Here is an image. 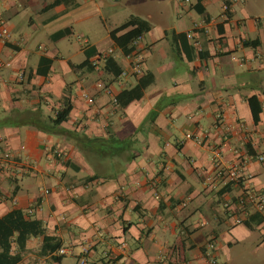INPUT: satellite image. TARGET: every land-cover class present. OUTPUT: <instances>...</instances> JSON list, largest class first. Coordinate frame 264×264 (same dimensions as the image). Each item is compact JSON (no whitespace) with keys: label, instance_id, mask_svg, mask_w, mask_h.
Masks as SVG:
<instances>
[{"label":"crops","instance_id":"obj_1","mask_svg":"<svg viewBox=\"0 0 264 264\" xmlns=\"http://www.w3.org/2000/svg\"><path fill=\"white\" fill-rule=\"evenodd\" d=\"M112 5L0 0V28L8 32L0 37V218L19 210L43 229L19 241L14 231V264H264V219L257 223L247 205L238 224L226 207L237 210L247 191L264 192V162L255 156L264 151V0H135L137 13L120 32L101 16L107 35L89 44L84 36L79 62L58 46L29 45L41 36L60 42L86 22L102 31L93 16ZM131 15L150 28L125 52L117 39L136 27ZM65 28L70 35L52 38ZM111 49L127 75L105 72ZM86 50L100 68L74 67ZM136 50L154 80L121 107L97 83L114 94L135 85L143 75L131 73ZM43 57L52 60L46 75L38 73ZM69 87L73 108L59 134L22 124L37 110L54 116ZM253 108H260L257 121ZM74 134L105 144L86 146ZM243 161L242 180H231L230 166ZM61 247L72 253L58 254Z\"/></svg>","mask_w":264,"mask_h":264},{"label":"trees","instance_id":"obj_2","mask_svg":"<svg viewBox=\"0 0 264 264\" xmlns=\"http://www.w3.org/2000/svg\"><path fill=\"white\" fill-rule=\"evenodd\" d=\"M129 20L133 21L136 24V27L126 32L125 34H123L121 37L117 39V45L122 47L125 52H130L133 48L131 47V45H133L134 39L142 36V34L148 31L150 28V25L148 24V22L145 19L137 15H131ZM70 34H71V30L69 28H65L53 34L52 38L57 40L65 36H68ZM92 50L94 49L92 48ZM92 50L90 51L86 50L87 58L85 59V61L74 67L78 69H83V68H87L90 70L94 69L95 67L93 65V60L92 61L90 60ZM51 63H52L51 59L43 57L40 62L41 66L39 67L38 73L46 75L50 68ZM103 68L106 73L111 74L114 77H120L123 73L121 66L117 63V60L112 55H109L105 58ZM153 80L154 78L152 74L146 73L140 76L137 79L135 85H133L130 88L123 89L119 94H117L116 97L119 102V105L121 107H125L129 105L132 101L140 99L143 96L146 87L150 83H152ZM105 87L107 86L104 85L103 87L104 90H105ZM252 100H255V98L251 97L250 101L252 102ZM61 102L62 104L60 105L59 108H54V111H55L54 116L49 115L45 117L42 115L40 110H37L33 115H31L30 119H23L22 124L34 125L46 131L47 133L59 134L60 133L59 126L68 119L69 114L73 108L72 91L70 87L65 90V94ZM259 113H260V108H253V115H254L255 121L258 120ZM74 135L76 139L83 140L86 146L92 144L95 141L96 142L98 141L97 144H100V143L105 144L104 142L105 139H100V138L89 139L87 137H82L81 139L78 135L76 134ZM108 140L112 142L119 141L114 134H110ZM92 149H96V150L98 149L101 152L102 150H104V148H100V146L98 147L91 146L90 151H93ZM56 151L58 150L54 151L55 154L59 156ZM6 153H9V152L4 151L2 153V156ZM62 156H63V152H62ZM94 177H98V176L95 175ZM241 180H242V177L240 178V181ZM251 217H256L257 223L261 222L264 219L261 216L260 212H257V211L253 215H251ZM245 223H247L248 225L249 221L247 220ZM42 230L43 229L41 228V222L36 221V220H25L23 218L22 212H20L19 210H13L7 216L0 218V243L3 245V250L0 252V264H14L20 259V255L10 254L9 239L13 235L14 231H19V234H18V241H19L20 235H23L24 237H26L27 235L31 233L32 234L41 233Z\"/></svg>","mask_w":264,"mask_h":264},{"label":"built area","instance_id":"obj_3","mask_svg":"<svg viewBox=\"0 0 264 264\" xmlns=\"http://www.w3.org/2000/svg\"><path fill=\"white\" fill-rule=\"evenodd\" d=\"M180 2H187L188 0H178ZM223 8L225 10L229 9V5L228 4H224ZM8 36V32L6 29L4 28H0V37L4 38ZM141 42V36L134 39L133 41V45L134 46H139ZM113 50H109V55L112 54ZM129 58L131 59V73L132 75H140L143 74L145 71V67H144V63H145V57L143 56L142 53H140L138 50H136L133 54L131 53L129 55ZM93 65L95 68H100V64L98 63V60L93 61ZM128 72L124 71L122 73V75H127ZM97 85L99 87H104L103 83L101 81H99L97 83ZM105 91L112 97V101L115 105H119V102L117 100V94H114L112 89L107 86L105 87ZM90 100H92L91 97H89ZM188 137H192V135H188ZM198 140V139H197ZM57 154L59 156H62V152L61 151H56ZM3 160L1 162V167L2 168H8L9 166V160L11 158V154L6 153L2 156ZM256 159L264 162V151L261 153L256 154ZM217 161H220V152L216 153V159ZM244 163L245 161H243L242 163H233L230 168H229V178L231 180H236V181H240V178L243 177V168H244ZM7 176H11L10 171L6 172ZM46 192H49L48 189L46 190ZM247 205H250L255 211L257 212H263L264 211V192L262 191H256V190H251V191H247L246 195L241 197L238 201V209L237 210H232L231 209V205L230 204H226V207L229 208V214L234 218L235 222L238 224H241L244 222L243 217L240 215L241 211L243 212L244 209L246 208ZM126 242H122L120 244L121 248L124 250L126 248ZM209 249H213L214 248V244L213 242H210L208 245ZM89 251V247H84L83 248V254H87ZM72 253V249L70 247H61L58 249V254L60 255H67V254H71ZM86 258L85 256H83L81 258V262L85 263ZM209 264H217V260L215 258H211V260L209 261Z\"/></svg>","mask_w":264,"mask_h":264},{"label":"rangeland","instance_id":"obj_4","mask_svg":"<svg viewBox=\"0 0 264 264\" xmlns=\"http://www.w3.org/2000/svg\"><path fill=\"white\" fill-rule=\"evenodd\" d=\"M43 1V0H42ZM159 1V0H158ZM178 1V0H177ZM40 2V1H38ZM111 2H113V5L110 7L107 6H103L101 8V12H97L96 14H94L93 18H95L94 20L96 21L95 23L98 24V26H100L102 31H98V29L96 30L95 26H94V30L90 27H88V25L90 24L89 22H86L85 25H74L75 31L74 34H72L69 37H66L65 39L61 40L60 42L57 43H53L50 40H48V38L46 37H39V38H34L32 41H30L29 45L32 49L35 48V45H37L39 42L43 43V44H48L49 47H51L52 49L55 48L56 46H58L62 53L68 57V55H70V57H72V59L76 62L81 61L82 59H84V54L82 53V48L84 45L87 44V42H84V36L88 35L90 37V42L89 43H95L96 41H98L101 37L106 36V30H105V25L103 20L101 19L102 17H106L109 19L110 22V28L114 31V32H120L122 31V29L125 26V22L126 17L128 16L129 13H137L136 12V8H135V0H111ZM137 2V1H136ZM179 3L184 4L185 2H180ZM220 3L217 4V10H220ZM81 29L85 30V31H89L90 30V35L89 34H81L78 33V31L80 32ZM89 29V30H88ZM107 38V37H106ZM81 39V41H80ZM106 41V39H105ZM102 42L103 44L105 43ZM109 42H106L105 44L108 45ZM73 75L74 73H70V75ZM51 114H55L54 109L50 110Z\"/></svg>","mask_w":264,"mask_h":264}]
</instances>
